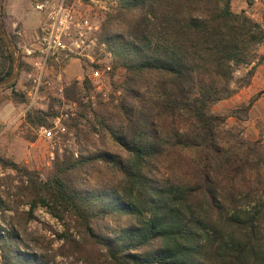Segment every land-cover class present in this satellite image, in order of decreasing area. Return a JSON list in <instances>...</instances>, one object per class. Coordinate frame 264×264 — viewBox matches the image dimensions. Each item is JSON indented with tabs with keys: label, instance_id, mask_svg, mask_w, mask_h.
<instances>
[{
	"label": "trees",
	"instance_id": "obj_1",
	"mask_svg": "<svg viewBox=\"0 0 264 264\" xmlns=\"http://www.w3.org/2000/svg\"><path fill=\"white\" fill-rule=\"evenodd\" d=\"M2 2L0 83L15 71L14 51L19 75L29 70ZM101 39L114 56L111 94L95 95L84 77L65 86L63 100L25 115L31 128H50L63 105H75L63 121L73 144L56 152L50 176L0 156L31 210L41 204L71 220L78 239L58 235L60 253L84 264H264V142L225 127L228 118L246 121L261 92L213 111L264 63V25L231 0H118ZM17 80L0 88L25 104ZM11 210L0 197V220ZM31 219L0 225L1 264H55L44 236L27 231Z\"/></svg>",
	"mask_w": 264,
	"mask_h": 264
},
{
	"label": "rangeland",
	"instance_id": "obj_2",
	"mask_svg": "<svg viewBox=\"0 0 264 264\" xmlns=\"http://www.w3.org/2000/svg\"><path fill=\"white\" fill-rule=\"evenodd\" d=\"M19 1L20 0H13V2L16 3V5L21 9L22 13H27V15L31 16L35 20V24H37L43 18V14L34 9V4L36 2H39L40 0H24L25 3L22 5L18 4ZM42 1L43 0H41L40 2ZM110 1L111 0H105L106 3H110ZM247 2L251 6V2L254 3V0H247ZM117 6L118 2L116 7ZM116 7L110 8L109 6H107L108 10L110 9L109 11L107 9H95L93 11L94 16H92L94 18V21H98L101 24L106 14L114 11ZM234 10L239 11V7L235 6ZM250 14L254 16V18H262L264 17V10H258L257 12L253 11ZM11 32L13 35H16L13 30ZM16 37L18 44V42H20V38L17 35ZM30 41L33 42L32 39ZM262 45H264V43L259 46L258 53ZM21 51L22 48L19 49V54L22 58ZM22 60L25 64H27L24 58H22ZM56 70H58V66L53 63L51 69V77L55 74ZM61 70H66L67 76L71 78H64L63 73V79L65 83H67V85H69L72 81L81 82L84 77H86L85 67L82 65V62L77 60L76 58H72L68 62V64H63ZM24 73H20V75L17 77L18 80L15 86V90L21 93H23L22 88L24 84ZM243 73L244 72L242 71L239 74L237 73L236 75L237 77H240ZM120 74L121 71H118L116 73V76L114 78L115 82H118L120 80ZM78 76H80V78L76 79L75 77ZM240 90L230 98L222 101L220 104L218 103L217 105H215L213 111L223 115L232 109H235L242 105H246L257 94L256 93L253 96L246 98L247 96H245V94H241ZM111 92L112 86L110 85L109 81L107 85L106 97L104 98L106 99L111 94ZM94 94L98 95L95 92ZM262 95H264V89L261 90L260 97ZM51 98L52 96L47 94L46 101L43 102V104L39 105L38 109L45 110ZM92 99H94L95 101L94 96H92L91 100ZM25 105L26 103L22 104L14 100L9 89L0 88V156L15 162L30 171L36 172L37 174H39L41 179H47L50 176L51 165L56 152L61 153L64 147H68L67 144H73L74 132L67 131V134L63 136L61 143L57 144L54 150H51L49 142L39 138L37 135V131L40 127L34 129L25 123V115L27 114L25 113ZM69 106L70 104L63 105L60 109V113L70 112L71 110ZM73 112H75L74 108ZM254 116L252 119L253 121L251 120V123L249 125L251 128H253L251 130L249 129V126H240V124H238L240 121L235 118H228L226 120L225 127L239 126L243 130V136L246 139H249L251 141L260 139L262 142H264V122H262L258 118H255ZM256 133H258V135ZM19 186L20 182L16 176V173L13 170L3 169L0 167V197L4 201L5 205L13 209L6 212V222L0 220L2 228H7V223L10 222L16 214L19 215L22 213L31 212L33 219H31L27 223V231L34 233L35 235L44 236L45 241L42 244V247L44 249L42 250H45V252L43 251V253L50 257V259H52L55 264H84V262L79 258L77 254L71 255L60 253V249L64 247L65 243L64 239L58 238V235H63L69 230L68 232L72 234L76 239H78L76 231L71 228V220L69 219V217L66 216V218L62 220L58 218L63 222L64 225V228L59 229L55 225V223L52 222L50 218L52 214L47 207L38 204L34 209H30V205L27 199L18 193ZM48 242H50L51 244L49 248L46 249ZM29 247L30 250H36L40 252L39 249L35 248L31 244H29Z\"/></svg>",
	"mask_w": 264,
	"mask_h": 264
},
{
	"label": "built area",
	"instance_id": "obj_3",
	"mask_svg": "<svg viewBox=\"0 0 264 264\" xmlns=\"http://www.w3.org/2000/svg\"><path fill=\"white\" fill-rule=\"evenodd\" d=\"M117 2L118 0H111L110 3L105 0H43L35 5V10L43 14V21L33 42L21 51L22 58L29 66V70L23 75L25 113L39 110L38 107L46 101L47 94L63 100L67 83L63 79L64 70L61 68L72 58L82 62L86 78L94 92L106 97L110 73L114 68V56L101 39V24L94 21L92 16L95 9L108 10L107 6L116 7ZM53 63L58 66V70L51 77ZM69 107L70 112L60 113L59 117L51 120L50 128L40 127L37 131L39 138L49 142L51 150L67 134L63 121L75 114V105ZM67 145L71 147L72 144ZM50 218L59 229L64 228L63 222L57 217L52 215Z\"/></svg>",
	"mask_w": 264,
	"mask_h": 264
},
{
	"label": "crops",
	"instance_id": "obj_4",
	"mask_svg": "<svg viewBox=\"0 0 264 264\" xmlns=\"http://www.w3.org/2000/svg\"><path fill=\"white\" fill-rule=\"evenodd\" d=\"M40 1L34 4V9L36 4L41 3ZM24 3H25L24 0H20L18 2V4L20 5ZM2 6L5 14L10 19V30L11 31L13 30V32L16 33V35L20 38V42H18L17 44L18 48L20 49L30 46V44L32 43L30 40L31 39L34 40L36 33L39 32V28L43 21V18L37 24H35V20L31 16L27 15V13L26 14L22 13L21 9L16 5V3L13 2V0H3ZM235 6L239 7V11H245V13L248 16H250L252 19H254L256 22L264 25V17L254 18V16L250 14L253 11L257 12L258 10L261 11L264 10V0H254V3L251 2V6L247 2V0L246 1L231 0V7L233 11H235L234 10ZM239 11H235V12H239ZM259 54L264 55V45L261 46L259 50ZM70 60L67 61V64ZM63 73H64V78L71 79L70 77L67 76L66 70H64ZM75 78L79 79L80 76ZM262 89H264V63H260V64L258 63L255 68L254 75L251 78L250 85L240 90V93L245 94V96H247L246 98H249L250 96H253L256 93L261 92ZM253 116L264 122V95L259 97L254 102L248 114L249 118L244 122L238 121L239 122L238 124H240V126L242 127L249 126L251 120L253 119ZM249 129L251 130L253 128L249 126ZM256 134L258 135V133Z\"/></svg>",
	"mask_w": 264,
	"mask_h": 264
},
{
	"label": "water",
	"instance_id": "obj_5",
	"mask_svg": "<svg viewBox=\"0 0 264 264\" xmlns=\"http://www.w3.org/2000/svg\"><path fill=\"white\" fill-rule=\"evenodd\" d=\"M0 31L2 32L1 27H0ZM2 34L6 39H8L7 34H5L3 32H2ZM13 55H14V60H15V71L10 78H8L5 81H3L2 83H0V87L6 85L7 83H9L13 80H15L19 76V61L17 59V54L15 53V51L13 52Z\"/></svg>",
	"mask_w": 264,
	"mask_h": 264
}]
</instances>
